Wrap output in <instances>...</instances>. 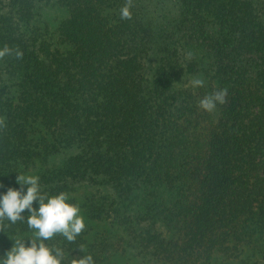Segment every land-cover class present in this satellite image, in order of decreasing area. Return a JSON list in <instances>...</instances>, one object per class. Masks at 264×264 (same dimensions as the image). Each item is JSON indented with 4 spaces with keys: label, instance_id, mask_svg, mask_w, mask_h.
<instances>
[{
    "label": "trees",
    "instance_id": "1",
    "mask_svg": "<svg viewBox=\"0 0 264 264\" xmlns=\"http://www.w3.org/2000/svg\"><path fill=\"white\" fill-rule=\"evenodd\" d=\"M124 4L0 0V194L32 175L79 205L75 242H46L62 264H264V0ZM50 5L66 17L46 40ZM4 226L0 257L33 235Z\"/></svg>",
    "mask_w": 264,
    "mask_h": 264
},
{
    "label": "clouds",
    "instance_id": "2",
    "mask_svg": "<svg viewBox=\"0 0 264 264\" xmlns=\"http://www.w3.org/2000/svg\"><path fill=\"white\" fill-rule=\"evenodd\" d=\"M133 0H125L120 9L122 20H131ZM13 54V49L8 45L0 48V59ZM14 55L17 59L23 57V52L16 49ZM193 53L188 52L186 58L191 60ZM176 83V82H175ZM205 81L202 78H193L190 81L192 87H203ZM227 89H219L210 95H206L199 102V107L211 112L217 103H226ZM6 127L5 118L0 117V130ZM19 189L8 188L5 194H0V232H4V221L16 224L18 221H26L29 229L33 230L31 238L24 239L18 236L10 238L14 241L11 250L0 257V264H62L65 259L64 252L60 248L50 247L46 242L55 235L60 234L69 243H74L76 238L86 228L84 218L80 215L78 204H70L67 201V193L61 192L55 196L42 193L39 177L19 174L16 177ZM27 185L26 192L24 186ZM2 186V185H0ZM34 202L39 203V208L33 207ZM30 213L27 219L23 213ZM82 252V247L79 248ZM70 264H94L91 255L83 258H73Z\"/></svg>",
    "mask_w": 264,
    "mask_h": 264
},
{
    "label": "rangeland",
    "instance_id": "3",
    "mask_svg": "<svg viewBox=\"0 0 264 264\" xmlns=\"http://www.w3.org/2000/svg\"><path fill=\"white\" fill-rule=\"evenodd\" d=\"M66 17L65 10L58 5L42 6L39 8V14L36 16V26L41 27L39 35H45L46 40H49L51 36L55 38V29L58 22ZM44 28V29H43ZM83 193V189L79 194Z\"/></svg>",
    "mask_w": 264,
    "mask_h": 264
}]
</instances>
